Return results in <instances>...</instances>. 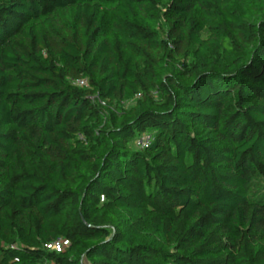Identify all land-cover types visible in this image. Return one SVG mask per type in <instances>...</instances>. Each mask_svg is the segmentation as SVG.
Here are the masks:
<instances>
[{
    "label": "trees",
    "instance_id": "1",
    "mask_svg": "<svg viewBox=\"0 0 264 264\" xmlns=\"http://www.w3.org/2000/svg\"><path fill=\"white\" fill-rule=\"evenodd\" d=\"M0 264H264V0H0Z\"/></svg>",
    "mask_w": 264,
    "mask_h": 264
},
{
    "label": "built area",
    "instance_id": "2",
    "mask_svg": "<svg viewBox=\"0 0 264 264\" xmlns=\"http://www.w3.org/2000/svg\"><path fill=\"white\" fill-rule=\"evenodd\" d=\"M73 83L78 85V86H81V87L88 86V81L85 78L75 79V80H73ZM91 100L93 103H98V104H102V105L105 104V102L97 95L91 96ZM152 139L153 138H152L151 134L143 133L141 136H139L137 138L136 145L139 148H144V147L151 144ZM67 244H68L67 240H63V239L59 238L53 243L46 244V247L49 249H55L57 251H60Z\"/></svg>",
    "mask_w": 264,
    "mask_h": 264
},
{
    "label": "rangeland",
    "instance_id": "3",
    "mask_svg": "<svg viewBox=\"0 0 264 264\" xmlns=\"http://www.w3.org/2000/svg\"><path fill=\"white\" fill-rule=\"evenodd\" d=\"M133 102H134V99L132 98V99L128 100L126 103H124V105H125L126 107H128V106L131 105Z\"/></svg>",
    "mask_w": 264,
    "mask_h": 264
}]
</instances>
